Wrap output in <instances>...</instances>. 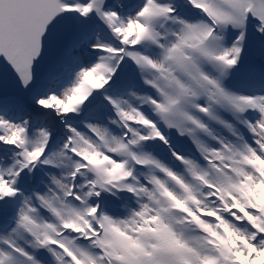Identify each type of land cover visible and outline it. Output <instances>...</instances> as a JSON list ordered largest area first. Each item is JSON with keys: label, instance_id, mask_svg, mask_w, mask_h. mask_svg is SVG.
Returning <instances> with one entry per match:
<instances>
[{"label": "snow or ice", "instance_id": "obj_1", "mask_svg": "<svg viewBox=\"0 0 264 264\" xmlns=\"http://www.w3.org/2000/svg\"><path fill=\"white\" fill-rule=\"evenodd\" d=\"M0 264H264V0H0Z\"/></svg>", "mask_w": 264, "mask_h": 264}]
</instances>
